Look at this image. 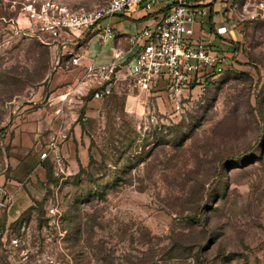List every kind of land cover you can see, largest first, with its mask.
I'll use <instances>...</instances> for the list:
<instances>
[{"label":"rangeland","instance_id":"1","mask_svg":"<svg viewBox=\"0 0 264 264\" xmlns=\"http://www.w3.org/2000/svg\"><path fill=\"white\" fill-rule=\"evenodd\" d=\"M33 1L73 11L106 2ZM25 3L0 0V133L28 119L51 74L73 64L33 27ZM106 19L129 32L125 17ZM239 38L231 68L181 110L165 98L159 110L148 95L130 110L128 90L140 92L129 82L93 116L80 111L87 163L71 171L49 148L38 159L44 180L23 184L29 197L0 192V264H264V21L245 23Z\"/></svg>","mask_w":264,"mask_h":264},{"label":"crops","instance_id":"2","mask_svg":"<svg viewBox=\"0 0 264 264\" xmlns=\"http://www.w3.org/2000/svg\"><path fill=\"white\" fill-rule=\"evenodd\" d=\"M244 1H194L199 8L208 12L198 18L193 26L191 39L194 42L198 40L206 42L214 53L224 55L230 63L234 61L237 55L236 47L241 40L239 37L247 22L237 21L236 15L232 12H222L227 11L234 3ZM166 11L167 6L164 2L156 3L153 11L149 13H146L141 6L136 7L127 14L118 15L127 19L128 33L124 31L125 26L119 23L117 29H112L114 35L105 37L104 31L110 27L109 20L105 19L95 28L83 32L88 37L85 45L82 46V52L74 51L79 41L78 44L70 43L63 46L70 50V54L74 51L71 58L72 66L60 67L51 74L46 85L41 88V92L47 88L46 95L41 97V106L31 112L28 119H17L12 125L8 123L6 125H10L8 130L6 128L0 133V192L8 193L16 201L23 197L22 193L29 197L27 191L23 189L24 183L29 187L35 186L38 180H44V171L38 159L48 152L50 146L47 144L52 133L58 134V146L51 154L60 155L68 161L69 170H78L87 163L89 145L77 118L80 111L85 112L87 116H93L98 112L101 99L87 98V96L101 88L102 80L86 77V69L90 66L110 63L115 60L114 54L118 51L122 55L118 63H129L142 49V43L132 44L129 42V37L160 20ZM222 26L227 27V33L224 35L217 32ZM55 45L62 46L60 43ZM129 82L123 69L119 71L111 90H115L118 84ZM136 92L131 89L127 92L130 110L137 109V104L142 105L145 102L142 98H148L147 95L152 97L154 102L157 101L159 110L165 108L161 104V99H166L163 83L156 84L150 91L139 89L140 93ZM153 110L156 108L153 107ZM9 167L12 168L10 176L7 172ZM25 167L29 168L30 172H22ZM21 180L24 181L21 183Z\"/></svg>","mask_w":264,"mask_h":264},{"label":"built area","instance_id":"3","mask_svg":"<svg viewBox=\"0 0 264 264\" xmlns=\"http://www.w3.org/2000/svg\"><path fill=\"white\" fill-rule=\"evenodd\" d=\"M194 1L106 0L103 7L73 11L52 1L37 5L33 0H26L23 10L33 27L47 35L48 44L60 43L65 46L78 44L84 31L95 28L106 18L127 14L139 6L149 13L156 3L164 2L167 6L165 15L140 33L129 37L132 44L142 43V49L129 63H118L122 56L118 51L114 54L115 60L88 67L85 76L102 80L101 88L94 94L95 98L110 93L119 71L123 69L126 79L142 91H150L156 84L163 83L169 108L178 111L184 99L195 100L205 95L212 84L231 68L224 55L214 53L204 41L194 42L191 39L198 18L208 12L199 8ZM226 12L235 14L236 20L242 23L264 21V0L236 2L222 13ZM217 32L224 35L227 27H219ZM113 35V30L107 27L104 36ZM151 119L153 122L157 120L155 114ZM57 146L51 143L49 148L57 149Z\"/></svg>","mask_w":264,"mask_h":264},{"label":"trees","instance_id":"4","mask_svg":"<svg viewBox=\"0 0 264 264\" xmlns=\"http://www.w3.org/2000/svg\"><path fill=\"white\" fill-rule=\"evenodd\" d=\"M3 14H4L7 18H10V17H13V16H14V13H9L8 11L3 12Z\"/></svg>","mask_w":264,"mask_h":264}]
</instances>
